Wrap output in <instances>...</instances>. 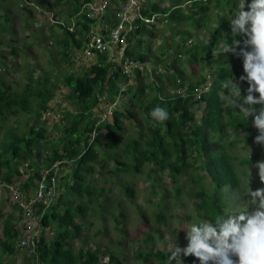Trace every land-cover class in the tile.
<instances>
[{
    "label": "trees",
    "instance_id": "16d2710c",
    "mask_svg": "<svg viewBox=\"0 0 264 264\" xmlns=\"http://www.w3.org/2000/svg\"><path fill=\"white\" fill-rule=\"evenodd\" d=\"M38 1L33 0L34 3ZM166 1L170 6L166 9H160L158 4L145 0V8L141 12V15L147 18L153 15H161L166 17L167 21L170 20L169 24L171 26H177L182 23L183 28L185 27V23L196 28L209 26L207 22L210 21L211 12H208V7L206 6L209 2L208 0H202V2L199 0H186L184 2L185 5L176 2V0ZM63 2H73L76 5L73 9L74 14H76L81 6L80 0H54L52 4L60 6ZM236 2L238 0H215L216 7L222 12L226 9L234 11ZM28 3L30 4L24 2L26 9H28V15H32L35 6L29 1ZM189 3L191 4L187 8L191 9L187 11L186 6ZM222 3L223 6H221ZM5 16V22H8L10 20L8 14H5ZM67 17L71 18V15H67ZM159 18L156 17V23H158ZM75 21L77 23L73 34L65 32L63 38L58 39V41L55 39V43L59 44L58 46L61 48H64L65 45L68 47L69 44L78 49L85 44V38L80 37L79 40L76 39L78 32L81 30L78 29L80 22L77 18ZM115 22L113 13L106 17L105 23L110 27ZM136 22V25L141 24L139 19ZM155 24L137 26L135 32L127 37L131 47L136 41L137 45L140 46L141 38L144 34L152 31L156 26ZM211 24H213V29H210L211 33H209L210 30H206V33L210 34L207 39H195L196 43L191 44L188 49H185L186 51L182 49L186 47L187 39L181 41L180 44L172 46L174 57L171 59L169 65H165L168 72L166 71L165 75H160L165 78L166 84L170 86L169 89L173 91L172 94L164 91L163 87L157 85L153 78H149L148 76L142 77L139 72H136V75L134 73L135 80L129 82L126 91L132 93V100L137 99L141 103L143 117L148 122L145 124V131L149 134V140L143 141L139 137L131 141V144L124 149L131 163L116 161L115 169L118 172L132 171L133 173H140V168L145 163H149L153 166L152 169H149L150 174L155 171L163 172L168 170V175L172 181L176 182L177 176L184 170L195 168L196 162H200V166L196 167L197 170L200 168L206 170L214 182L215 188L212 193L199 188L193 195L194 198L198 199V202L195 204V208L198 211L196 215L197 220L213 219L215 216L225 215L227 206L223 202L221 191L224 187L237 190L240 182L239 176L233 167V163L237 161V157L230 154L224 145L220 147L218 144L212 146L211 138L215 136L221 140L225 138L227 127L230 128L231 134H235L241 130L246 132L250 128L254 129L252 127L253 118H249L248 120L237 115L238 110L228 104L227 100L221 99V92L227 94L226 90L221 87V82L227 78L234 79L236 77L238 79L240 75H243V62L242 59L235 57L231 53L226 56L213 55V50L217 47L225 33H227L229 43L232 42V37L229 21H227L226 17L217 14ZM28 26L30 24L26 23L24 28H28ZM57 27L59 28V26ZM51 28V32L53 33V27ZM84 28L88 30V25L85 24ZM183 34H189L186 28L183 29ZM131 47L126 50L125 57L133 58L138 64L149 63L145 57L150 52L148 48H145L136 57H132ZM64 50L60 54L63 60L66 61L68 59ZM182 55L186 57V64L195 65L199 61L202 62L203 67L205 66V69H208V71L213 70L212 65L214 64L215 70L212 71V74L215 75L214 81L210 84L209 79L203 74L204 76L202 75L193 84L190 82L186 83L184 71L175 67L177 61L183 63L179 59ZM96 56L98 63L90 65L81 76L70 73L63 79L62 86L68 89L65 98L69 100L73 107L74 114L68 111L61 112L63 114L60 115L57 122H61L63 126L55 137L48 135V131L46 130L47 121H43L42 116L43 112L48 109L52 110L51 100L55 92L60 89L59 84L51 82L48 79V74H45L37 79V87L32 88L31 75L34 71L33 69H28L25 72L27 83L18 92L14 89L15 84L5 82L4 76L0 75L1 185H4L5 188L12 187L26 198L25 202L29 203L31 208H33V215L37 217L38 225L43 229L42 231L49 229V227L55 230V235L49 238H46L44 235L41 236L42 240L36 244L34 252L26 256L27 260L26 258L24 259L25 264H33L34 260L38 264H112L113 261H116L114 253L111 252L107 260L103 261L106 263H102L98 250L89 248L87 250L79 249L74 251L71 248V241L81 235V225L77 222L84 218L89 210L86 204L96 205L91 194L93 193L92 186L84 182L87 174L95 171L100 153L104 155L107 153L106 148L113 149L119 144L117 135L122 130L123 119L135 118L134 113L131 111L134 103L130 102L129 106L125 108V112L123 110L114 111L112 122L102 121L98 104L103 100L105 101L104 95L107 96V101H114L118 92L117 87L121 83L127 84L128 80L125 79L118 65L113 73L109 75L110 69L114 64L106 62V54ZM170 68H172V73L170 72ZM144 78H148L150 82L144 84ZM156 85L157 94L151 100H146L145 90L150 89V91H153ZM206 85H210L209 89L201 100H196V92ZM132 86L135 87L134 90H132ZM185 87L187 89L183 92V88ZM246 89L242 88L243 95H246ZM32 96L39 98L36 110L30 102ZM157 105L166 107L170 114V119L163 124L154 122L150 116V112ZM197 106L202 107L199 119H197L196 112L194 111ZM259 107L257 106V108ZM19 113L30 116L25 122V129L19 132V125L16 128H5L7 118L9 116L17 117ZM224 116L227 117L226 122H223ZM68 117L70 118V122L65 123L69 119ZM16 122H18L17 119ZM56 125L57 123L55 122L53 127ZM246 138L247 140L250 139L249 134ZM139 139L144 144L142 149H139ZM260 154L261 152L254 156L258 157ZM106 158L107 156H105V159L100 160L104 163L100 164L99 167L106 164ZM64 161H72V164L69 166L63 164L62 172L59 168L53 169L55 163ZM239 163L241 165L253 164L250 159L239 160ZM24 169L33 173L28 180L25 178L27 171L25 172ZM42 170L48 172L47 177L42 176ZM201 177L194 175L191 178V182L196 184ZM51 181L55 182V185L59 186L60 190L61 187L63 189V186L64 188L67 186V193L73 199L63 201L61 194L59 205L42 203L39 207V204L31 203V200L36 199L40 191V185L43 184L45 186L43 192H46L51 187ZM31 189H35V193L33 197H28ZM175 190L177 194L181 193V187H176ZM124 194L129 198L134 195L132 188L128 186L124 189ZM0 196L7 199L12 209L10 213L5 215L0 214V219L3 216L0 236V264H13L12 261H9L11 260L9 256H14L15 245H17L20 239H23V231L20 228L18 229V226L23 220V216L21 215L23 209L20 203L24 199L21 196L19 198L15 197L12 203L10 197L7 198L5 193H1ZM78 197L81 199L75 203ZM84 197H87L85 204L82 202V198ZM161 198L165 199L166 195L162 194ZM161 206L163 210L167 208L164 205ZM18 210L20 212L19 216L16 214ZM162 212L154 215L156 224L159 222L167 223V217ZM120 213L124 217V214ZM141 216L145 221H148L147 217ZM30 256L33 257V260ZM14 258L12 257V259ZM135 258L140 259L144 264H147L152 259L156 260L159 264H168L165 260L166 255L162 251H154L147 254L138 253ZM184 264H199V261L195 257H184Z\"/></svg>",
    "mask_w": 264,
    "mask_h": 264
},
{
    "label": "rangeland",
    "instance_id": "374dc122",
    "mask_svg": "<svg viewBox=\"0 0 264 264\" xmlns=\"http://www.w3.org/2000/svg\"><path fill=\"white\" fill-rule=\"evenodd\" d=\"M20 1L0 0V75L4 76L3 79L5 82L15 84L14 89L18 92H20L27 83L25 72L28 69H33L34 71L31 75L32 88L37 87V79L45 74H48V79L51 82L59 84L60 89L55 92L54 98L51 101L53 108L48 114L46 113L45 118L47 121L46 130L48 131V135L55 137L63 126L61 122H57L60 115L66 111L73 112L74 114L73 107L69 100H66L65 98L68 89L62 86L63 79L70 73L81 76L85 72L84 70L88 69L89 66L81 69L82 67H77L72 61H69L68 57H70L71 60L73 54L76 53L74 52L75 49L69 44L68 47L65 45L64 48H60V46H58L59 44L57 45L55 43V39L57 41L58 39H61L62 31H59L57 26L53 27L50 26V23H47V16L45 13H47L46 10H50L51 13H53L52 16L54 19L56 15H58L61 19L66 21L68 19L67 15L70 14L71 16H74L73 9L76 5L73 2H63L62 5L56 6L52 4L54 0H39L35 3L33 0H27L35 6L33 14L28 15V9H26L24 1ZM185 1L186 0H176V2L183 4ZM199 1L202 2V0ZM208 1L209 2L206 6L208 7V12H211L210 21L207 22L209 25L208 27L203 26L196 28L185 23L184 28L188 30L189 34L184 35L182 23L177 26H171L169 24L170 20L167 21L165 19L166 17L160 15L158 23L155 24V28H153L152 31H149L148 34H144L141 38L140 46L137 45L136 41L131 47L132 57H136L137 54L141 53L145 48L149 49L150 52L145 57L147 62L153 63L149 65L151 71H154V66L156 67L159 65L164 72L160 74L153 73L148 77L153 78L154 82L161 85L163 90L167 91L169 94H172L173 91L169 89L170 86L166 84L165 78L160 75H165L166 71L168 72L165 65H169L171 59L174 57L172 46L180 44L181 41L187 39L186 47H183L182 49L185 50L188 49L191 44L196 43L195 39H207L210 35L209 33H211V30L213 29V24L211 23H213V19L217 14L226 17L228 21L236 11L235 8L234 11L226 9L222 12L216 7L215 0ZM2 2H4V6L1 5ZM148 2L158 4L160 9H166L170 6L166 0H148ZM190 4L191 3L186 6L187 11L191 9L187 8ZM237 5L238 2H236V6ZM221 6H223V3ZM5 14H8L10 19L8 22H5ZM42 14L45 16H41ZM26 23L30 24L28 28H24ZM51 27H53V33L51 32ZM206 30H210L209 33H206ZM69 47L72 48L69 50ZM63 49H65L64 51L66 52V57L68 59L66 61L63 60L60 54ZM66 49H68V51H66ZM11 50H13L12 53H10ZM179 59L182 60L183 63L177 61L175 67L184 71V75H186V83L190 82L193 84L194 81H197V79L203 74L208 78V76L212 75V71L215 70L214 64L212 65L213 70L208 71V69H205V66L203 67L202 62L199 61L195 65H188L186 64L185 55H182ZM106 62L109 61L106 60ZM97 63V59L94 58L88 61V65ZM113 64L117 65L116 63ZM170 72H173L172 68H170ZM134 80L135 79H133V81ZM143 82L145 84L150 82V80L144 78ZM247 86L246 83L241 85L243 89H246ZM134 89L135 87H133L132 90ZM185 89H187V87L183 88V92H185ZM156 94V86L153 91L146 89L145 99L151 100ZM125 97L126 100H121L119 102L120 106H118L117 111H124L125 108L129 106L128 103L133 102L134 106L131 111L134 113L135 118L123 119L122 130H120L117 135L119 144L113 149L106 148L107 153L104 155L99 152L100 154L97 159L98 167L96 166L94 172L87 174V178L84 182L92 186L93 193L91 194L96 205L86 204L89 207V210L85 217L77 222L81 225V235L77 239L71 241V248L74 249V251L79 249L87 250L89 248L98 250L100 252L102 263H106L103 261L107 260L110 252L114 253L116 261H113L112 264H144L140 259L135 258L138 253L147 254L154 251H162L166 255L165 260L166 263H168L170 252L176 244L182 248L187 246L188 242L185 239L186 233L184 232V229L188 223L197 220L196 215L198 211L195 208V204L198 202V199L194 198L193 195L199 188L212 193L215 184L206 170L203 168L197 170L196 167L200 166V162H196L194 171L193 168L184 170L179 176H177L176 182L172 181L171 177L168 175V170L163 172L155 171L150 174L149 169H152L153 166L149 163H145L140 168V173H133L132 171H115L116 161L127 162L128 164L131 163L128 159V154H125L124 150L129 144H131V141L138 139L139 137L143 141L149 140V134L145 131V124L148 122L143 117L141 103L137 99H131L132 93L130 91L129 95L126 93ZM38 101L39 98H36L35 96L30 98V102L35 110L37 109ZM201 110V106H197L194 109L197 119L200 118ZM29 117L28 114L22 113H19L17 117L9 116L4 127L16 128L19 125L18 131L21 132L25 129V122ZM16 119L19 124L16 122ZM68 121L70 122V118L65 123H68ZM107 121L110 123L112 122V119H108ZM226 121L227 117L224 116L223 122ZM55 122L57 125L53 127ZM245 133L249 134V140H247V135ZM225 134L226 137L222 140L216 136L212 137L211 144L212 146L218 144L219 147L224 145L227 151L229 149L228 152L230 154L237 157V161H234L233 167L240 179L238 189L231 190L229 187H224L225 189L223 188L221 191L223 202L227 206V214L230 211L242 210L248 206V197H246V194L249 186H251L253 190L264 187V184L260 183L258 169L255 168V164L264 161V146L252 142L258 135V131L255 128H250L246 132L241 130V132L239 131L235 134H231L230 128L227 127ZM1 138L2 135L0 134V141ZM138 141L140 143L139 149H142L144 144L140 139ZM237 145L239 146L237 147ZM249 148L251 150L253 149L252 154ZM260 152L261 154L258 157L254 156ZM105 156H107L106 164L99 167L100 164L104 163L100 160L105 159ZM245 159H250L253 164L241 165L239 160ZM249 170L252 172L250 185L245 179ZM194 175H197L198 177L202 176L196 184L191 182V178ZM1 186L2 185L0 184V194L5 193L6 197H10L13 203V199L15 196L17 197L18 193L10 194L4 185ZM126 186L132 188L134 194L133 197L129 198L125 196L124 189ZM176 187H181L180 194L176 193ZM67 191V186L65 188L63 186V189L61 187L58 201H61V194L63 196V201L73 199ZM163 192L164 195H166L165 199L161 198ZM34 193L35 189H31L28 197H33ZM0 199H2L1 196ZM79 199L81 198H76L75 203H77ZM86 199L87 197L82 198L83 204L86 203ZM57 205H59V202ZM161 205H164L167 208L163 210ZM0 210H5V206L0 208ZM11 210L12 209L10 208V211ZM120 212L124 214V217L121 216ZM161 212L167 217L166 224L162 222L156 224L154 215ZM2 214L5 215L7 212ZM16 214H19L18 211H16ZM141 215L147 217L148 221H145ZM2 223L3 216L0 219V236ZM46 235L47 238L55 235V230L50 227L47 229ZM23 252L24 251H17L15 253L20 255V257H24ZM181 258L184 260V257ZM11 261L13 264L14 262L17 264H23V261L19 259H15L14 262L13 259H11ZM147 264L159 263L152 259ZM173 264H175V261H173Z\"/></svg>",
    "mask_w": 264,
    "mask_h": 264
},
{
    "label": "clouds",
    "instance_id": "9594fccd",
    "mask_svg": "<svg viewBox=\"0 0 264 264\" xmlns=\"http://www.w3.org/2000/svg\"><path fill=\"white\" fill-rule=\"evenodd\" d=\"M23 1L30 4L27 0ZM86 1L89 0L80 1V5L82 6V3ZM114 2L116 3L117 1ZM144 3L145 0H143L141 12H143L145 8ZM117 4L118 3H116V5ZM81 6L76 14L71 16V21H65L58 15H56L54 19L52 16L53 13H51L50 10H46L47 23H50V26L53 27L59 26V31H62V35L65 32L73 34L76 29L77 21H75V27L72 32L64 30L62 25L71 26L73 25V20L77 18L80 22L78 29L81 30L85 24L88 25V30L85 29V35L83 36V38L86 39L91 24L99 22L88 20L83 15L77 16L81 10ZM111 13H113L115 18L114 11L109 10L105 15V21L106 17ZM41 16H43V14ZM141 16L143 19H150L152 17L147 18L143 15ZM159 16L160 15H155L153 23H145L144 20L139 19L141 24L136 25V28L143 24H155L156 17ZM115 21L113 25H116L117 20L115 19ZM228 21L231 29L232 42H228L227 33H225L217 47L213 50V55L226 56L231 53L235 57L242 59L244 74L241 75L238 80L235 77L234 79L227 78L221 82V87L226 90L227 93L221 92V99L227 100L228 104L235 107L238 110L237 115L248 120L249 118H253L252 127L258 131L254 143L264 146V0H251V2H249V0H238L236 11ZM136 28L130 32L128 36L133 34ZM85 45L86 42L83 44V47ZM83 47H80L81 50H76L73 47L76 53L73 54L71 60L70 57H68L70 62L72 61L77 67H82L81 69L93 65H88L89 60L93 58L97 59V56L91 59H85L82 55ZM129 47H131L130 42H128L124 54L119 60L105 53L107 55V61L116 63L121 71V64L125 60H131L137 64V69L132 71L129 77H126L122 72L125 79L128 81L127 84L121 83V85L117 87L118 92L114 101H107V96L104 95L105 104L111 105L115 103L112 114L109 116L110 120L112 119L114 111L118 110L117 108L120 106L119 102L121 100H126V93L129 95V92L126 91V87L129 82L135 79L136 72H139L142 77L151 76L153 73L160 74L164 72L159 65L156 67L154 66V71L152 72L149 65L153 63L138 64L133 58L125 57V52ZM76 56L79 57L80 61L75 58ZM117 65L114 64V66H112L109 75L113 73ZM243 83L248 85L246 95L242 94L241 85ZM117 96H119L120 99H118ZM103 106L104 105H102V113L105 112ZM257 106L260 107L257 108ZM150 116L154 122L161 124L170 119L167 108L159 105L152 109ZM245 134L248 136L247 133ZM250 152L252 154L251 149ZM255 168L258 169L260 183L264 184V161L255 164ZM251 177L252 172L249 170L245 178L249 185L251 184ZM246 197H248V206L242 210L230 211L225 215L215 216L213 219H200L188 223L184 229L186 233L185 239L188 242L187 246L182 248L176 244L170 252L168 264H173V261H175V264H184V260L181 257H195L196 260L199 261V264H264V187L253 190L251 186H249ZM14 249L15 252L24 251V259L29 254L26 250L18 249L16 245ZM30 258L33 260L31 256ZM32 260L31 262H33Z\"/></svg>",
    "mask_w": 264,
    "mask_h": 264
},
{
    "label": "built area",
    "instance_id": "2783aa9c",
    "mask_svg": "<svg viewBox=\"0 0 264 264\" xmlns=\"http://www.w3.org/2000/svg\"><path fill=\"white\" fill-rule=\"evenodd\" d=\"M114 1H117L116 3ZM143 0H89L82 3L79 15H83L86 19L96 21L99 23H92L86 36V45L82 49V55L85 59H91L96 55H102L108 53L110 57L114 56L118 60L123 56L124 51L128 45L127 36L136 28L137 19L144 20L145 23H153L155 15L150 19H143L141 16V9ZM109 10L114 11L116 25L109 26L105 23V15ZM81 19L80 17H78ZM73 25H62V28L66 31L72 32L75 27V19ZM80 61L79 57H75ZM122 72L126 77L132 74V71L137 69V64L131 60H125L121 64ZM204 92L201 90L197 93ZM105 112L102 113V121H106L111 116L115 103L111 105L103 104ZM44 175H48L47 171L43 172ZM45 186L40 185V191L37 194L36 201L47 203L54 193L51 190L43 192ZM16 200V199H15ZM23 211V220L18 226L23 231V239L17 242L16 247L20 250H26L29 254L34 252V248L37 244L35 240V231L40 228L38 225L37 217L33 215V210L30 208L29 203L22 201L20 203Z\"/></svg>",
    "mask_w": 264,
    "mask_h": 264
},
{
    "label": "bare ground",
    "instance_id": "6f19581e",
    "mask_svg": "<svg viewBox=\"0 0 264 264\" xmlns=\"http://www.w3.org/2000/svg\"><path fill=\"white\" fill-rule=\"evenodd\" d=\"M23 2V1H22ZM16 3H18V2H16ZM32 4V3H31ZM37 4V3H36ZM44 4V3H43ZM39 5V4H38ZM1 8V7H0ZM48 8V7H47ZM25 9V8H24ZM20 11V10H19ZM42 13V12H41ZM11 15V14H10ZM39 15V14H38ZM43 16H45V15H43ZM40 19V18H39ZM42 20V19H41ZM42 22V21H41ZM212 76H215L214 74H212V75H210V76H208V79H209V82H210V84L214 81V77H212ZM131 86V85H130ZM133 87V86H132ZM209 87H210V85H206V86H204V87H202L201 89H198V91L196 92V94H195V98H196V100H201L202 98H203V96H204V94L207 92V90L209 89ZM248 87V86H247ZM201 90H204V92H201L200 93V96L198 97L197 96V93L198 92H200ZM118 99H120V97L118 96L117 97ZM104 100L100 103V104H98V106H99V110H100V112H101V116H102V105L104 104ZM49 109L47 110V111H45V112H43V121H45L46 122V120H45V118H46V113L48 114L49 113ZM114 114V113H113ZM241 132V131H240ZM123 134V133H122ZM120 136V135H119ZM249 139V138H248ZM243 144V143H242ZM251 144V143H250ZM232 146V145H231ZM239 145H237V147H238ZM246 148V147H245ZM237 149V148H236ZM231 150V149H230ZM253 150V149H252ZM221 151V150H220ZM228 151H229V149H228ZM223 152V151H222ZM221 152V153H222ZM235 152V151H234ZM220 153V152H219ZM227 153V152H226ZM229 156V155H228ZM235 156V155H234ZM195 159V158H194ZM198 159V158H197ZM196 160V159H195ZM204 160V159H203ZM72 162V161H71ZM71 162H69V161H64V162H57V163H55L54 165H53V169L55 170V168L57 169V168H59L60 170H61V172H62V170H63V164H67L68 166L69 165H71L72 163ZM50 168V167H49ZM194 169V168H193ZM206 169V168H205ZM22 170V169H21ZM208 170V169H207ZM25 172L27 171V174L25 175V178H26V180H28V179H30L31 178V175L33 174L32 173V171H28V170H24ZM44 171H46V170H42V176L43 177H47V175H44ZM49 171H51V170H49ZM194 171V170H193ZM52 173V172H51ZM56 174V173H55ZM63 174V173H62ZM236 175V174H235ZM51 176V175H50ZM149 178V177H148ZM56 179V178H55ZM117 179V178H116ZM117 181H119V180H117ZM58 182V181H57ZM59 183V182H58ZM57 183V184H58ZM119 183H121V182H119ZM240 183V182H239ZM1 184V183H0ZM56 183L55 182H52L51 181V187H50V189L49 190H51L53 193H54V196L50 199V200H48L47 201V204H52V205H57V203L59 202L58 201V197H59V194L61 193V190H60V187L59 186H57V185H55ZM166 184V183H165ZM118 185V184H117ZM138 185V184H137ZM154 186V185H153ZM152 186V187H153ZM163 186V185H162ZM2 187V186H1ZM134 188V187H133ZM9 189V190H8ZM154 189V188H153ZM225 189V188H224ZM110 190V189H109ZM6 191V190H5ZM7 191L10 193V194H12V193H18V195H17V198H19L20 196H21V198H23L24 199V201L26 200V198L25 197H23V195H21L18 191H16V190H14L12 187H8L7 188ZM157 191V190H156ZM7 192V193H8ZM107 192V191H106ZM8 193V194H9ZM45 193V192H44ZM163 194H164V192H163ZM61 196V195H60ZM16 197V196H15ZM14 197V198H15ZM9 198V197H8ZM37 198V197H36ZM148 198H150V197H148ZM14 200V199H13ZM150 201V200H149ZM164 202V201H163ZM31 203H33V204H39V207L42 205V202H37L36 201V199H34V200H31ZM44 204V203H43ZM29 206H30V204H29ZM30 208H31V206H30ZM32 210H33V208H31ZM39 209V208H38ZM52 209V208H51ZM171 211V210H170ZM18 213L20 214V212H19V210H18ZM46 213H47V211H46ZM19 214H17L18 216H19ZM40 214V213H39ZM22 215V214H21ZM36 215V214H35ZM42 215V214H41ZM126 217V216H125ZM22 218V217H21ZM43 218H44V216H43ZM14 219V218H13ZM39 219V218H38ZM86 222V221H85ZM145 222V221H144ZM151 222V221H150ZM149 222V223H150ZM42 224V223H41ZM162 225V224H161ZM18 226V225H17ZM160 226V225H159ZM163 226V225H162ZM168 226V225H167ZM169 227V226H168ZM45 228V227H44ZM50 228V227H49ZM159 229H160V227H159ZM43 229H41V228H38V229H36V231H35V235H34V237H35V240H36V242L37 243H39L40 242V240H42L41 239V236L42 235H44L45 237L47 236L46 235V232L47 231H42ZM20 236V235H19ZM22 236V235H21ZM164 238V237H163ZM56 239V238H55ZM17 242V241H16ZM38 249V248H37ZM38 252H39V250H38ZM24 253V252H23ZM28 256V255H27ZM20 257V256H19ZM133 257H134V255H133ZM24 258V257H23ZM29 258V257H28ZM33 258V257H32ZM16 259V258H15ZM9 260V259H8ZM7 260V261H8ZM14 260V259H13ZM26 260H27V258H26ZM30 260V259H29ZM9 261H11V260H9ZM8 261V262H9ZM27 262V261H26ZM11 263V262H10ZM28 264V263H27ZM33 264H38L35 260H34V262H33Z\"/></svg>",
    "mask_w": 264,
    "mask_h": 264
},
{
    "label": "crops",
    "instance_id": "0c3cea01",
    "mask_svg": "<svg viewBox=\"0 0 264 264\" xmlns=\"http://www.w3.org/2000/svg\"><path fill=\"white\" fill-rule=\"evenodd\" d=\"M80 1H82V0H80ZM2 6H4V2H2V4H1ZM74 14V13H73ZM67 21H71V18L70 19H67ZM85 35V28L83 27V28H81V31H79L78 32V34H77V38L76 39H80V37H82L83 38V36ZM61 38H63V35H62V37ZM72 47H74L76 50H81V48L83 47V45L81 46V48H79V49H77L75 46H72ZM72 47H69V50L72 48ZM61 48V47H60ZM66 51H68V49H66ZM5 206V210H0V214L2 215V213H5V212H7V213H10V212H12V210L10 211V208H11V206L9 205V203L7 202V199L4 197V198H2V199H0V208H3ZM16 255V256H15ZM20 255H18V254H14V256H9V258L10 259H12V257H15L16 259H19V260H21V261H23V264H24V258H23V256H21V257H19ZM15 258H14V261H15ZM8 259V258H7ZM14 264H17V263H15L14 262Z\"/></svg>",
    "mask_w": 264,
    "mask_h": 264
}]
</instances>
